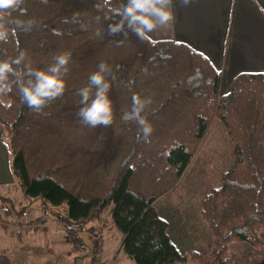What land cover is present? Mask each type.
Masks as SVG:
<instances>
[{
    "label": "trees",
    "instance_id": "obj_1",
    "mask_svg": "<svg viewBox=\"0 0 264 264\" xmlns=\"http://www.w3.org/2000/svg\"><path fill=\"white\" fill-rule=\"evenodd\" d=\"M220 81L191 46L150 38L135 0H0V127L12 176L26 195L66 204L76 228L112 203L110 229L136 264H239L231 242L262 248L264 72L237 73L225 93ZM214 119L232 160L201 200L211 248L180 251L154 202Z\"/></svg>",
    "mask_w": 264,
    "mask_h": 264
},
{
    "label": "crops",
    "instance_id": "obj_2",
    "mask_svg": "<svg viewBox=\"0 0 264 264\" xmlns=\"http://www.w3.org/2000/svg\"><path fill=\"white\" fill-rule=\"evenodd\" d=\"M137 1L141 0H135L138 12ZM145 26L149 35L143 31L152 39H174L205 55L221 72L220 93L228 91L231 78L239 72H264V0H149V22H145ZM211 126L195 156L206 142ZM1 136L0 127V184H6L13 181V176L8 150ZM225 139L219 137L215 146L218 149L215 152L217 157H213L217 167L220 166L217 170L219 182L221 173L232 160V145ZM188 166L178 183L182 181ZM203 182L197 181L196 186H201ZM167 193L156 199L154 207L168 221L169 236L175 246L180 251L195 249L208 252L212 241L209 228L203 225L199 227L203 234H207L200 240L194 238L193 232L186 228L189 222L201 225L198 220L201 204H172L163 198ZM159 201L161 203L157 204ZM260 238L263 243L260 249L247 242H231L229 246L235 261L243 264L252 254L264 255V231ZM0 264H10V261L6 263L0 260Z\"/></svg>",
    "mask_w": 264,
    "mask_h": 264
},
{
    "label": "rangeland",
    "instance_id": "obj_3",
    "mask_svg": "<svg viewBox=\"0 0 264 264\" xmlns=\"http://www.w3.org/2000/svg\"><path fill=\"white\" fill-rule=\"evenodd\" d=\"M137 3L140 25L149 35L145 26V22H149V0ZM221 136L226 138V142L230 141L221 122L214 119L206 142L197 156L194 155L182 181L164 199L170 200L172 204H201L203 195L219 185L217 170L220 166L217 167L213 157H217L215 152L218 149L215 146ZM8 157L11 161L9 150ZM199 180L204 182L196 186ZM8 208L9 212L5 213L4 209ZM111 209L112 203L97 218L76 228L66 221V204H46L40 197L26 195L13 177L12 182L0 184V260L6 263L13 260L14 264H92L91 259L85 255L87 249L82 247L84 245L80 243L78 231L90 232V229L96 227L90 235L92 238L98 237L102 244L96 256L97 264H136L120 248L121 233L110 229ZM198 215L201 225L189 222L186 228L193 232L194 238L200 240L207 234H203L199 227H209L201 217L200 208ZM101 225L104 228L97 229Z\"/></svg>",
    "mask_w": 264,
    "mask_h": 264
},
{
    "label": "water",
    "instance_id": "obj_4",
    "mask_svg": "<svg viewBox=\"0 0 264 264\" xmlns=\"http://www.w3.org/2000/svg\"><path fill=\"white\" fill-rule=\"evenodd\" d=\"M78 237L87 249V256H91L94 249V239L91 237L90 232L88 230H79Z\"/></svg>",
    "mask_w": 264,
    "mask_h": 264
},
{
    "label": "flooded vegetation",
    "instance_id": "obj_5",
    "mask_svg": "<svg viewBox=\"0 0 264 264\" xmlns=\"http://www.w3.org/2000/svg\"><path fill=\"white\" fill-rule=\"evenodd\" d=\"M87 251V250H86ZM86 256H87V252H86V254H85Z\"/></svg>",
    "mask_w": 264,
    "mask_h": 264
}]
</instances>
